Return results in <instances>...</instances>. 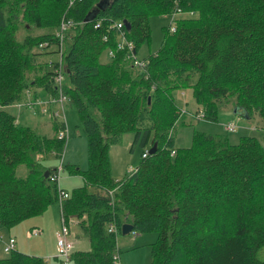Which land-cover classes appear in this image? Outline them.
I'll return each instance as SVG.
<instances>
[{
    "label": "trees",
    "instance_id": "1",
    "mask_svg": "<svg viewBox=\"0 0 264 264\" xmlns=\"http://www.w3.org/2000/svg\"><path fill=\"white\" fill-rule=\"evenodd\" d=\"M98 2L0 0V227L37 217L57 201L63 221L77 218L89 244L72 252L70 264H112L124 223L137 234H156L150 264H264V142L242 136L229 144L195 131L187 147L172 141L184 116L217 123L227 103L242 118L257 115L264 134V0H101L97 8ZM177 12L186 15L171 16L160 46L138 59L148 17ZM63 21L69 23L58 33ZM117 21L131 50L115 46ZM20 27L26 34L18 40ZM103 52L108 58L100 61ZM177 89L191 91L196 113L177 106ZM34 101L55 135H38L5 110L31 109ZM65 107L86 138L88 167L69 166L83 186L59 202L61 167L40 160L62 154L68 136L57 134L67 133ZM130 133L142 147L139 162L114 180L109 146ZM19 165L27 169L22 178L15 176ZM5 255L0 264H47L14 249Z\"/></svg>",
    "mask_w": 264,
    "mask_h": 264
},
{
    "label": "rangeland",
    "instance_id": "2",
    "mask_svg": "<svg viewBox=\"0 0 264 264\" xmlns=\"http://www.w3.org/2000/svg\"><path fill=\"white\" fill-rule=\"evenodd\" d=\"M186 15L185 13H174L173 15H151L148 17V28H149V38L147 41L140 44L136 51V57L142 59L147 55L156 51L160 46L163 33L167 25H171L170 17L178 18ZM189 15V14H188ZM63 23H68V21H63ZM43 29L32 28L30 33L42 32ZM26 32L21 27L16 33L18 40H21ZM43 57H40L42 59ZM56 56L47 57V60H54ZM105 52L101 53L99 56L100 61H105L107 59ZM37 64V63H35ZM31 76V74L29 75ZM182 93V95H181ZM177 106L186 111L187 113H196L199 108L195 105V102L192 98L191 91L189 89L175 90L173 92ZM44 97H41L43 100ZM44 107L41 105V102L34 101V106L31 109H17L16 106L10 107L7 109V112L14 117H16L19 125H27L32 130H34L38 135L51 137L55 135V130L51 128L52 122L48 119L46 115L42 113ZM51 111H56L57 106H51ZM230 103L221 108V113L218 116V122L213 123L206 120H200L193 118H188L184 116L181 120L184 121L183 124L181 121H178L173 129L172 141L175 148L187 147L190 144L192 132L204 133L209 135H218L225 136L229 144H237L238 140L242 136H248L255 138L259 143L263 144L264 134L260 128L261 122L257 115L252 114L249 119L242 118L232 112ZM64 117L66 123V131L68 140L62 149V154L60 157L40 155L39 158H44L40 160L44 167L47 168H59L58 175V184L59 187L66 192L71 191V189L76 187L83 186V179L78 174H73V170L69 169V166L77 169L78 171H85L88 167L87 160V141L80 130L78 125V120L76 113L70 107H65ZM229 122L234 126V130L226 133L223 129V124ZM112 146V145H110ZM109 146V147H110ZM110 159L112 163V173L114 175L122 174L120 177H116V180L121 179L127 173L131 172V169H134L136 164L139 162L142 147L139 143H133V134H124L120 137L117 144H113L110 148ZM149 149V145L146 147ZM130 168V169H129ZM27 173V169L23 165H19L15 169V176L22 178ZM114 178V177H113ZM115 179V178H114ZM88 192H95L94 188L87 189ZM53 207L56 211L57 220L60 223L62 218L60 207H58L57 202L53 201L50 204L46 205L43 212L47 209ZM42 219V214L37 217H30L19 221L18 223L11 225L9 228L0 227V241H6L8 236L12 237L15 241L16 252L36 256L40 251L46 249L45 242L47 241L48 245L54 244V237L50 232L38 229L41 231V234L35 237L27 238L25 236V230L29 229L31 226H34L35 223H39ZM68 221H75V217H69ZM62 222V221H61ZM61 227V223H60ZM59 227V229H60ZM37 229V228H35ZM32 229V230H35ZM31 231V230H30ZM52 232V231H51ZM70 239V238H69ZM156 234H137L134 238L131 235H117L116 236V248L114 256H116L117 264H150V245L155 242ZM75 245H72V251L74 250ZM79 249V247H77ZM6 255L2 252V244L0 242V258L5 257ZM39 257V256H36ZM40 258V257H39Z\"/></svg>",
    "mask_w": 264,
    "mask_h": 264
},
{
    "label": "built area",
    "instance_id": "3",
    "mask_svg": "<svg viewBox=\"0 0 264 264\" xmlns=\"http://www.w3.org/2000/svg\"><path fill=\"white\" fill-rule=\"evenodd\" d=\"M69 23V22H68ZM67 24V23H66ZM95 26L97 27L98 24H95ZM115 28V31H117V41H116V48L121 50V49H126L131 50L132 49V43L128 40H126L125 38V34H124V30L122 29V24L120 21L114 22L111 25V28ZM65 28V23H61L60 25V29L58 31V33H62V30ZM109 28V29H111ZM57 33V34H58ZM108 54L113 56V52L112 50H108ZM62 78V76L60 74L56 75V80L60 81ZM63 98V96H60L57 98V100H61ZM67 138V133L65 132H59L57 134V138L58 139H64ZM171 155L173 154V152L171 151L170 153ZM142 157H145V155L142 154ZM55 176L52 175L50 177V181H55ZM59 188V186H58ZM61 190V189H60ZM109 195H111V192L108 193ZM68 197V194L64 191H60L59 192V196L58 201L61 202L63 200H65ZM115 232V229L113 227H111V225H109L107 227V233L108 234H112ZM69 228L62 222L61 223V227L60 229L54 234V243H55V257L60 261V264H70V257L72 254V243L69 240ZM38 234V231L35 230H31L30 232L27 233V236H36ZM129 235L132 236V238H134L136 236V233L134 231H130L128 233ZM2 252L4 254L11 252L14 249V244L15 241L13 238L8 237L6 241H2ZM112 264H117L116 261V256L112 255Z\"/></svg>",
    "mask_w": 264,
    "mask_h": 264
},
{
    "label": "crops",
    "instance_id": "4",
    "mask_svg": "<svg viewBox=\"0 0 264 264\" xmlns=\"http://www.w3.org/2000/svg\"><path fill=\"white\" fill-rule=\"evenodd\" d=\"M8 108H10V107H8ZM8 108H6L5 110H7ZM112 146H110L109 150H108L109 163H110V175H111L112 179L115 178L114 180H116V177H120L122 174L114 175L112 173V168L113 167H112V163H111V159H110V153H111V149L110 148ZM125 173H128V170H127V172L125 171ZM76 188H78V187H76ZM59 189H61V188L59 187ZM64 192H66V191H64ZM69 192H66V193L69 195ZM58 207H60V209H61L60 205ZM81 219H83V217ZM61 221L69 228V232L70 233H69V237L68 238H70L69 240L72 243V245L73 246L75 245V247H76V248H74V250L72 252L87 251L89 249V244H88V241L84 237H82L81 232H80V230H79V228L77 226L79 220L77 218H75V221H68V219H67L66 222H64L63 218H61L60 219V223H62ZM60 223L57 220V215H56L55 209L53 207L47 208L42 213V219L40 220V222L39 223H35L34 226H31L29 229L25 230V236L27 238H30V236H27V233L30 232V230L37 228L36 230L38 231V234L36 236L41 234V231L38 230V229H41V230H44L46 232H50L51 235L54 237V234L59 230ZM8 237H10V236H8ZM31 237H35V236H31ZM1 244H2V242H1ZM45 246H46V249H44L43 251H40L38 254H36V256H39L41 259L46 261L47 264H60V261L58 262L57 258L55 257V243L54 244L52 243V244L48 245V243L46 241L45 242ZM77 247H79V249H77Z\"/></svg>",
    "mask_w": 264,
    "mask_h": 264
},
{
    "label": "water",
    "instance_id": "5",
    "mask_svg": "<svg viewBox=\"0 0 264 264\" xmlns=\"http://www.w3.org/2000/svg\"><path fill=\"white\" fill-rule=\"evenodd\" d=\"M101 6H102V2H101V0H99V2L96 4V7H97V8H100ZM92 15H93V13H89V14L86 16V18H85L84 20L86 21V20H87L88 18H90ZM123 23L125 24L126 27L129 26L128 23H127L125 20H123ZM155 146H156L155 143H153V144L149 147V149L147 150V153H148V154H152V153L155 151ZM44 177H47V172L44 173ZM131 230H132V227H131L130 224L124 223V224H122V225L120 226V234H121V235H126V234H128Z\"/></svg>",
    "mask_w": 264,
    "mask_h": 264
}]
</instances>
